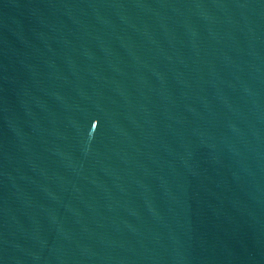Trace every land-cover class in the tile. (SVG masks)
<instances>
[{
  "label": "water",
  "instance_id": "95a60500",
  "mask_svg": "<svg viewBox=\"0 0 264 264\" xmlns=\"http://www.w3.org/2000/svg\"><path fill=\"white\" fill-rule=\"evenodd\" d=\"M0 264H264V0H0Z\"/></svg>",
  "mask_w": 264,
  "mask_h": 264
}]
</instances>
